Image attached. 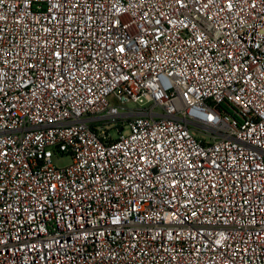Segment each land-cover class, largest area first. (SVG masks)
I'll use <instances>...</instances> for the list:
<instances>
[{"label":"built area","instance_id":"1","mask_svg":"<svg viewBox=\"0 0 264 264\" xmlns=\"http://www.w3.org/2000/svg\"><path fill=\"white\" fill-rule=\"evenodd\" d=\"M0 264H264V0H0Z\"/></svg>","mask_w":264,"mask_h":264},{"label":"rangeland","instance_id":"2","mask_svg":"<svg viewBox=\"0 0 264 264\" xmlns=\"http://www.w3.org/2000/svg\"><path fill=\"white\" fill-rule=\"evenodd\" d=\"M128 108H132L133 106L130 104H127ZM53 164L56 167H66L71 163V159L69 156H58V157H54L52 160Z\"/></svg>","mask_w":264,"mask_h":264}]
</instances>
